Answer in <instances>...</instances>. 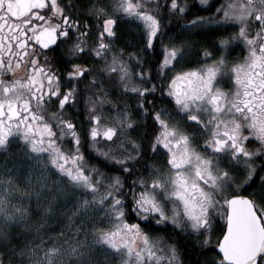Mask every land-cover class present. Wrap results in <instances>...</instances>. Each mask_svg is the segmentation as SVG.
Masks as SVG:
<instances>
[{
	"label": "snow or ice",
	"instance_id": "obj_1",
	"mask_svg": "<svg viewBox=\"0 0 264 264\" xmlns=\"http://www.w3.org/2000/svg\"><path fill=\"white\" fill-rule=\"evenodd\" d=\"M165 7L171 16L184 14L187 5L169 0ZM160 8L158 3L150 6V0H112L101 6L92 0L88 13L101 30L90 42V22L81 18L72 0L67 4L61 0H0V150L7 151L12 140H18L28 173L39 171L40 187L53 190L46 204L40 202L42 193L35 192L37 209H42L38 213L41 222L34 223L39 243H30L18 253L28 257V264H99L98 252L105 261L120 256L122 264H161L165 257L159 253L166 252L167 264H183L175 243H167L163 236L152 238L149 232L167 227L171 221L174 230L204 236L203 244L208 245L215 213L223 205H227V229L216 241L222 258H213L212 264H264V176L248 195L220 198L240 174L241 164L247 172L246 186L258 167L264 168V161L255 163L264 157V0H227L211 16H194L182 25L189 36L200 35L206 25H214L215 30H238L217 35L211 50L203 47L205 63L172 76L165 91L174 100L176 113L146 106L152 103L147 96L157 86L145 87L151 73L139 67L133 74L130 61L142 65L147 49L128 54L127 59L123 49L113 51L114 25L120 13L142 22L147 48L154 49V38L162 27ZM58 37L71 41L67 49L71 59L83 61L71 63L63 77L47 54L54 51L50 46L58 44ZM174 39L170 37V43L164 45V57L157 65L161 78L178 65L183 67L185 50L194 43L185 39L176 44ZM207 42L206 36L199 41ZM240 42L246 53L232 62L229 53ZM97 60L102 61L99 68ZM6 74L11 78H5ZM85 76L90 90L85 97L91 124L88 135L98 154L129 175V162L142 165L143 157L151 161L158 153L167 157L163 166L150 162L148 175L133 180L128 189L131 201L119 171L108 176L96 165H85L81 133L68 111L79 102L78 86ZM105 76L109 82L115 76L125 93L138 96L137 112L141 117L151 116L159 131L154 135L144 132L142 140L132 139L129 130L145 125L133 119L129 105L121 109L114 103L115 123L105 124L102 135L116 147L107 151L96 147L103 105L109 103ZM226 77L232 84L227 89L221 86ZM49 108L55 111L49 112ZM65 137H71L70 151L63 149ZM250 137L259 142L254 150L246 144L252 142ZM11 180L9 176L0 184V240L4 241L9 236L3 227L25 223L30 215L22 202L11 206L10 196L15 191ZM28 188L21 201L30 199ZM60 196L70 212H57ZM169 202L170 210L166 207ZM131 214L139 222L129 223L126 215ZM50 223L45 233L44 227ZM106 223L110 227L102 226Z\"/></svg>",
	"mask_w": 264,
	"mask_h": 264
},
{
	"label": "flooded vegetation",
	"instance_id": "obj_2",
	"mask_svg": "<svg viewBox=\"0 0 264 264\" xmlns=\"http://www.w3.org/2000/svg\"><path fill=\"white\" fill-rule=\"evenodd\" d=\"M214 1L215 0H208L207 4H202L201 0H194V3L203 12V13H200L199 15H196L195 14L196 7H191L194 4H189L188 0H181V3H186V5H187L186 12L182 15H171L170 16L168 14L167 7H165V5L169 2V0H150V6L154 5L156 3L161 5L160 14L163 16L161 32L154 38V41H153V43L155 45L154 49L147 48V45L144 48V49H147L146 55L149 56V67H150V69L147 70L143 67L142 68L145 71L150 72L152 75V79H149L148 82L144 86L148 87L149 81L152 83V85L155 84L157 86V90L154 92L155 94L154 95L150 94L151 96L149 95L151 97V101H152L151 106L154 108L153 110L160 109L163 107V108H166L167 110H169L173 113L178 112V109L176 108L174 100L172 99V97L168 96L167 92L165 91V89L168 87V82L171 80L172 76L170 77L169 75H166L163 78H161L157 74V71H156L157 65L159 64V62L164 57V45H168L170 43V37L175 38L173 42H175L176 44H180V42H181L180 35L182 33L185 36V39L188 38L186 36L184 30H182V25L186 22V19L191 20V19H193L194 16H211V14L216 11L217 7H220V6L224 5L225 3H227V0H217L216 3H214ZM96 2H97V6L110 5L112 3V0H96ZM61 3L67 4L68 0H61ZM72 3L74 4V6L76 8L79 9V14H80L81 18L84 20H89L93 35L89 36L88 40L90 42H92L95 39L96 34L101 30L97 26V20L94 17H91L88 13V9L92 5V0H72ZM49 10H50V6H49ZM109 10H111V9H109ZM100 24L102 25V19L100 20ZM131 24H132V18L125 17L122 13L117 14V23H116V25H114L116 35H115V39L113 40V45H114L113 51L119 53L120 49L124 50V48L117 46V30L119 27H122V29L124 28L123 30H125V32L127 33V31L130 30ZM237 30H238V28H229V29H227V31L215 30L212 28L211 25H206L204 27L203 32L200 35L190 36L188 38V40H191L194 43H193L192 47H190L189 56L188 57L185 56L186 59H188L190 62V69L196 68L199 65L206 62L202 58L201 49L203 47H208L211 50L212 49V43L211 42L213 40H215V37L217 35H219V34L228 35L234 31H237ZM194 31L200 32V29H196ZM71 35H72V38L74 39L75 38V32H73ZM205 36L208 38V42L204 43V44L199 43V41H201ZM185 39H183V40H185ZM144 40L146 41V36L144 37ZM70 42L71 41H65L64 38H62V37H58V44L56 46H50V47L54 48V51L47 53L49 55V57L52 58L53 63H54V67L58 68L59 71L61 72L62 77H63V74L66 73V71H68L70 69L71 63H82L83 62L82 60L71 59L67 55V49H68ZM145 44H146V42H145ZM245 53H246V50L244 48L243 43L242 42L237 43L236 45L233 46V49L229 53V60L232 62H235V58H237V57H239V59H243ZM215 56H219V52H215ZM57 58H61V62L56 63L55 61L57 60ZM123 58L124 59L127 58V53L125 50H124ZM63 61H69V63L65 64V63H63ZM89 63L91 64V63H93V61H89ZM95 64H96L97 68H99L100 65L102 64V61L97 60V61H95ZM139 67H141V65L137 63L135 65V67L131 69L133 74H135L137 68H139ZM179 71H181V70H179ZM153 76H156L157 78H154ZM168 77H170V78L168 79ZM5 78L10 79L11 78L10 74H6ZM88 79H89V77L85 76L84 79L82 81H80L79 86H78L80 89V93H79V97H78L79 102L75 106H76L77 120H78V122H81V123L84 122L85 116H87V113H88L86 110V105H85V97H88V93L90 94V90L88 88H86V85L88 84ZM104 82L107 86L106 90L109 93L108 96H109L110 100L116 104V99H115V94H114L115 89H116V84H117L116 83V77L115 76L112 77L111 82H109L108 77L105 76ZM221 86L224 87L225 89L232 87V84H231L229 78L226 77L225 80L221 82ZM129 110L133 113V119H135L138 124L145 125V127L138 128L135 131H133L131 129L129 130V136L132 139L142 140L144 132L152 133L154 135L155 131H159V126L153 120H152V123L149 124L148 121H146L147 116L141 117L140 115H138L137 108L133 109L132 107H130ZM48 111L49 112L55 111V108H49ZM176 118L179 119V116H177ZM182 126L185 127L184 125H182ZM90 127H91V125H90ZM90 127H89V129H90ZM89 129H88V131H89ZM87 137H89L88 132H87ZM103 139L106 140V138L103 137L102 131H101V135L99 137L97 144H100ZM249 139L252 142L251 143L246 142L247 147L254 150L259 142L256 141L254 137H250ZM17 142H18V140L14 139V140H12L11 144L15 145ZM201 143H202V141H201ZM149 155H150V153H149ZM257 155H259V154H257ZM166 160H167L166 156H162L161 154L158 153L156 157H153L151 159V161H149L148 157H143V159H142V165L143 166L142 165H136L135 162H129L126 166L129 167L130 169H132V174L129 175L128 177L125 176V178L123 179L125 181L123 187H125L126 192H128V189L132 187L133 180L135 178L139 177L140 175H144V176L148 175L149 169L147 168V165L150 162L154 163L158 166H163L166 163ZM262 161H264V157H260V159L256 160L255 163L257 165H259ZM246 176H247V172L244 171V166L241 164L240 165V174L236 176L235 180L232 183V185L236 187L237 191L232 195H241V196L248 195L250 192L253 191V189L257 188L258 185L261 183V177L264 176V168L258 167L257 172L254 174L253 178L251 180L247 181V184L250 186H246V184H245ZM232 195H229L225 198H230ZM127 200L131 201V193L130 192H128V194H127ZM128 207L129 208L131 207L130 203L128 204ZM226 209H227V207L225 205L221 211V214H223V217H222V219H220V222H219L218 227H217L219 238H221V236L224 232V229H225ZM126 219L128 220V222L131 221L129 223L139 222L138 218L136 217L135 214L126 215ZM171 226L172 225L169 222H167V227L158 226L159 229L161 230L162 234H158L157 228H155V230L149 232V235H151L152 237L163 236L164 238H165V236H178V238L180 236L185 237V239L183 240L184 247H186L185 246L186 242H189L191 247L189 248L187 246V248H185L183 250L184 254L185 255L189 254L190 264H197V263H194L193 261H191L192 253L196 252L197 243L199 244V246L201 248H206V245H204L202 243L204 239H201V236L195 237L197 235L193 236L195 238L184 236V235L180 234L178 231L174 230ZM141 228L144 229V231H148V228L143 223H141ZM189 238H192V239H189ZM212 247L215 249L216 246H213V244H212ZM217 258L220 259L218 257V255H217ZM2 264H4V263H2Z\"/></svg>",
	"mask_w": 264,
	"mask_h": 264
},
{
	"label": "rangeland",
	"instance_id": "obj_3",
	"mask_svg": "<svg viewBox=\"0 0 264 264\" xmlns=\"http://www.w3.org/2000/svg\"><path fill=\"white\" fill-rule=\"evenodd\" d=\"M211 26L213 29H215L214 25H211ZM130 28L132 29V30L130 29L132 32H133V29L136 30V32L138 33V35L142 39V41H141L143 43L142 47L145 48L146 47V44H145L146 41L144 40V37L146 36V33L144 31V27H143L142 22L139 20H136V19H132V24H131ZM184 32H185L186 36L189 38L190 36L188 35V33L186 31H184ZM188 38H186V39H188ZM189 50H190V48H187L185 50V56L186 57L189 56ZM185 56L183 58V67L181 68L180 65H178L176 69L169 71L167 75H169L171 77V76H173V74L176 71L189 70L190 69V62L188 59H186ZM170 77H168V79ZM121 88H122V86H121ZM128 93L133 94L131 92H128ZM89 95L90 94L88 93V96ZM107 99H108L109 103H106L103 105L104 119L101 121V131H102L103 126L105 124L115 123L116 113H115V110L113 108L114 103L110 100L109 96L107 97ZM97 110L100 111L99 108ZM184 126L187 127V125H184ZM96 147L103 148L105 151H107L109 147L115 148L116 145L113 144L112 142H109V141H106L103 139L100 144L96 145ZM72 148H73V143H72L71 137H65L63 140V149L66 151H70ZM88 150L91 151L92 154L96 158L101 159L107 165L109 164L108 161L105 160L104 156H102L96 152L95 148L91 146L90 142L88 143ZM19 152H20L19 141L15 145H13V144L9 145L7 151L0 150V184H3L5 181H8V177L11 176V178H12L11 188L15 189V191H13L11 193V196H10L11 206H17L18 204H20L22 202L24 205L28 206V210H29L30 215H29V219L25 223L12 222L9 225L3 227V230L5 232H7L8 229L12 226H15V227L19 228L20 230H22V237L18 241L19 246L14 247V245H12L9 240H7V241L0 240V244L5 245L4 248H6V252H7V258L4 262V264H28V257L27 256L21 257L18 253H19V250L21 248L28 246L30 243L31 244L39 243V238L37 236V233L35 232L34 223H40L41 222L39 219L38 213L42 212V209H39V210L37 209V197L35 195V192L39 191L42 193V195L40 197V202L43 204H46L48 199L51 198L49 193L53 191L51 188L42 189L40 187L41 173L39 171H37V172H33V173L29 174L27 171V166L23 163V159L19 155ZM86 163L87 162L85 160V165L88 166ZM29 184H31V188H28ZM26 188H28V190L32 193L31 197H30V199L25 197L23 199V201H21L20 197ZM102 190H103V187H102ZM236 191H237L236 187L232 185L231 188L226 190L225 196L220 197V198L224 199L225 197L234 194ZM88 199H91V196H89ZM63 200H64V198L62 196L57 198V205H56L57 212H62L65 210L70 212V206H64ZM109 203H111V201H109ZM224 206L225 205H223V207ZM166 207H167V209H171V207H172L171 203L169 202L166 205ZM222 208L220 209L219 212H216L215 216H214V227H213L212 232L210 233L211 243L206 245V248H208L209 250L203 249V252L208 251L209 253H212L211 252V248H213L212 244H213V246H216V241L219 238L217 227H218V224H219L221 216H222L221 215ZM214 212H215V210H214ZM168 222L171 224V221H168ZM29 224L33 225V227L29 228L26 226ZM102 226L103 227H110V225L108 223H106L105 225H102ZM49 227H51V223L44 227L45 233H47ZM56 230L60 231V227L58 225L56 226ZM176 231H178V230H176ZM180 234H182L184 236L192 237V238L199 237V236H195L196 235L195 233H192L191 235H186L184 233H180ZM207 234L208 233H206V235ZM193 236H195V237H193ZM150 237H152V236L150 235ZM152 238H157V237H152ZM192 238H189V239H192ZM201 239H204V236H201ZM159 254L163 255L165 257V259L161 262V264H167V259H166L167 253L164 252V253H159ZM98 256H99V264H122L120 256H114V257L110 256L107 261H105L103 253L98 252ZM213 258L218 259L216 256H213V255L209 256V257L207 256V259L201 261L200 264H212ZM152 264H155V261H153Z\"/></svg>",
	"mask_w": 264,
	"mask_h": 264
},
{
	"label": "trees",
	"instance_id": "obj_4",
	"mask_svg": "<svg viewBox=\"0 0 264 264\" xmlns=\"http://www.w3.org/2000/svg\"><path fill=\"white\" fill-rule=\"evenodd\" d=\"M189 4H194L191 7H196V11L195 14L199 15L200 13H203L200 8L194 3V0H188ZM217 0L214 1V3H216ZM188 19H186L187 21ZM124 29V28H123ZM122 27H119L117 30V46L118 47H122L124 48V50L127 53V57L128 54L131 53H137L140 54L141 49H144V47H142L143 43L141 42L142 39L140 38V36L138 35V33L136 32L135 29H133V32L131 30H128L127 33L125 32V30H123ZM181 40L185 39V36L183 35V33L180 35ZM127 59V58H126ZM138 62L133 59L130 61V64L132 65V68L135 67V65ZM141 67L149 70V56L146 55V52L143 54V65H141ZM154 78H157L156 76H153ZM148 87L152 86V83L149 81L148 83ZM115 99H116V105L117 107L120 108H124L125 104L129 105L130 107H132L133 109L137 108V101H138V96L136 94H129V93H125L124 90L121 88V86H118L116 84V89H115ZM153 95L155 94L154 92L152 93ZM151 96V95H150ZM148 95L147 100L151 101V97ZM149 106L150 109H154L151 106V103L147 105V107ZM68 111L70 112L71 116L74 118V124L76 126V129L78 132L81 133V141H82V146L80 151L83 153L84 158L86 160V164L88 166L90 165H96L98 166L102 172H104L106 175L111 176L112 174L116 173V172H120L121 177L124 179L125 176H129V174L123 172L120 169L119 165H107L104 161H102L101 159L96 158L91 151L88 150V143H91V140L89 137H87V132L88 129L90 127V122L88 120V113L87 116H85L84 122H78L77 120V115H76V106H74L71 109H68ZM139 115V113H138ZM146 121H148L149 124L152 123V118L151 116H147ZM125 189V187H124ZM126 191V189H125ZM221 219L223 217V214H221ZM131 222V221H129ZM157 228V232L158 234H162L161 230L159 229V227ZM8 236H9V241L12 245H14V247L19 246L18 245V241L20 240V238L22 237V230H20L19 228L12 226L8 229L7 231ZM185 239V237H179L178 236H165V240L167 243H175L181 253L180 255V259L182 260L183 264H190V258H189V254H184V249L187 248V246L190 248L191 245L189 242L185 243V246L183 245V240ZM5 245L0 244V262L4 263L6 258H7V252H6V248H4ZM203 249L205 250H209L208 248H201L199 246V244L196 245V252L192 253V258L191 261H193L194 263L200 264L201 261L207 259V256H216V253L214 251V248H211V252L209 253L208 251L203 252ZM183 255V256H182Z\"/></svg>",
	"mask_w": 264,
	"mask_h": 264
},
{
	"label": "water",
	"instance_id": "obj_5",
	"mask_svg": "<svg viewBox=\"0 0 264 264\" xmlns=\"http://www.w3.org/2000/svg\"><path fill=\"white\" fill-rule=\"evenodd\" d=\"M226 213H227V209H226ZM226 229H227V219L225 217V229H224V231H226ZM221 238H222V236H221ZM214 250H215L216 254L219 256V258H222V253L219 252V249L217 247H215ZM0 264H2V262H0Z\"/></svg>",
	"mask_w": 264,
	"mask_h": 264
}]
</instances>
